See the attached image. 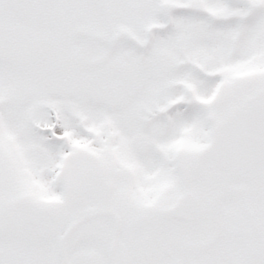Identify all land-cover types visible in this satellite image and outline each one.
I'll return each instance as SVG.
<instances>
[{
  "label": "snow or ice",
  "instance_id": "obj_1",
  "mask_svg": "<svg viewBox=\"0 0 264 264\" xmlns=\"http://www.w3.org/2000/svg\"><path fill=\"white\" fill-rule=\"evenodd\" d=\"M0 264H264V0H0Z\"/></svg>",
  "mask_w": 264,
  "mask_h": 264
}]
</instances>
